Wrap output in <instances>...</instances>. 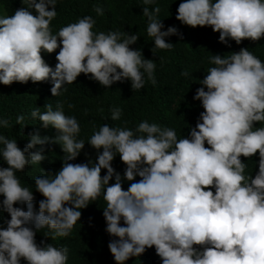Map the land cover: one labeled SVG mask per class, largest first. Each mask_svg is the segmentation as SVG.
I'll list each match as a JSON object with an SVG mask.
<instances>
[{
	"label": "clouds",
	"instance_id": "1",
	"mask_svg": "<svg viewBox=\"0 0 264 264\" xmlns=\"http://www.w3.org/2000/svg\"><path fill=\"white\" fill-rule=\"evenodd\" d=\"M26 2L27 7L0 17L3 85L51 79L50 91L56 97L80 74L105 88L129 80L133 91L141 90L145 74L156 85L154 61L130 48L138 35L95 33L96 22L90 15L52 34L57 0ZM143 3L147 34L154 38L151 51L171 50L174 45L165 37L176 35L182 40L183 34L175 26L162 31L164 25L157 19L160 8L150 10L147 5L154 0ZM94 11L103 15L102 8ZM175 18L191 28L211 27L219 33V42L229 47L230 40L239 45L264 37V0H183ZM57 49L53 69L41 51L51 54ZM210 62L216 66L200 80L202 86L193 97L204 111L188 137L178 139L174 129L146 120L134 131L103 124L88 142L97 150L94 163H70L85 147L83 140H77L80 125L75 116H66L59 102L55 111L48 103L43 113L34 109L33 118L59 132L51 142L59 143L65 153L55 174L35 178V190L44 197L38 211L33 191L21 186L17 172L40 164L44 148L29 150L50 139L38 132L30 134L21 149L15 139L0 135V157L8 165L0 167V212L10 215L6 227L0 226V264H21L22 259L27 264H67L68 249L43 241V246L38 245L36 232L48 228L46 237H68L81 219V209L95 201L102 189L105 231L114 237L108 248L116 264L153 247L162 264H264V126H254L264 124V61L241 48L228 56L213 54ZM111 111V120H119L122 110ZM24 120L18 116L17 124ZM8 124L0 120V125ZM257 153L258 172L245 177L241 157ZM117 155L126 165L123 175L112 167ZM102 169L107 170L103 176ZM113 177L115 182L110 184ZM124 181L130 182L127 190ZM18 203L27 210L14 207Z\"/></svg>",
	"mask_w": 264,
	"mask_h": 264
},
{
	"label": "trees",
	"instance_id": "2",
	"mask_svg": "<svg viewBox=\"0 0 264 264\" xmlns=\"http://www.w3.org/2000/svg\"><path fill=\"white\" fill-rule=\"evenodd\" d=\"M181 2L183 0H154L153 4L147 5L150 10L157 6L160 8L157 19L164 25L162 31L175 26L183 34L182 40L176 35L165 37L166 42L174 45L173 48L155 49L153 54L151 49L154 47V38L147 34L148 19L143 15V7L146 6L143 0H57V15L50 24L52 34L88 15L96 22L92 29L95 33L119 31L130 35L136 34L139 39L135 44L130 45V48L141 50L145 59L154 61L156 64L154 76L157 83L153 86L145 74V85L141 90L133 91L129 80L116 82L110 88H105L99 82L80 74L77 80L73 84L66 85L67 90H61V94L57 97L51 94V79L35 84L31 81L26 84L13 82L10 86L0 83V120L9 121L7 127L0 125V135L10 140L15 139L21 149L29 143L30 134L38 132L41 137L50 139L45 145H36L29 150L37 152L43 147L45 159L40 164L27 165L24 172H17L21 186L33 191L36 211L39 210V201L44 197L35 190V178L48 172L55 174L62 167L65 153L59 143L51 142L59 132L51 125L47 128L43 127L38 118H33L31 113L34 109L39 108L43 113L47 110L44 106L48 103L55 111L59 102L66 116H75L80 125L77 140H83L85 147L76 160L70 163L89 161L94 163L97 159V150L88 142L103 124L134 131L139 123L146 120L149 124L155 123L161 128L174 129L178 139L188 137L190 128L195 127L200 113L204 111L201 102L194 100L193 97L196 89L202 86L200 80L204 79L211 67L216 66L210 62L213 54L228 56L232 52H239L241 48H248L256 57L264 61V37L256 42L243 40L239 45L230 40L229 47L219 42V33L213 32L211 27L191 28L176 20L177 8ZM21 7H27L26 0H0V17L11 16ZM97 7L103 9V15H98L94 11ZM30 11L33 15L36 14L34 9ZM58 51L59 49L51 54L41 51L42 58L53 69L57 64L55 57ZM182 72H187L189 75L184 76ZM69 104L74 107L69 108ZM115 108H120L122 114L119 120L114 121L111 120V110ZM20 115L25 117L21 125L17 124V117ZM254 126L259 127L264 124L255 123ZM0 148H3V145H0ZM241 160L246 163L245 177L252 175L254 177L258 172L259 154L251 158L241 157ZM0 167H8L2 157H0ZM112 167L123 175L126 165L117 155L112 161ZM106 171L102 169L101 175H105ZM139 179L136 178L137 181ZM114 182L113 177L110 184ZM129 183L123 182L125 190ZM2 200L3 196L0 195V201ZM14 207L27 210L26 205L19 203ZM105 207L102 189V194L95 201L81 209V219L77 221L68 237L51 239L46 237L49 229L44 228L36 232V243L41 245L43 241L44 244L52 243L58 248L66 247L67 264H116L108 248V243L114 237L105 231L106 222L103 217ZM8 219H10L8 213L0 212V226L6 227L4 221ZM121 224L123 226V222ZM21 264L27 262L22 259ZM125 264H162V262L153 247L146 249L140 257H131Z\"/></svg>",
	"mask_w": 264,
	"mask_h": 264
}]
</instances>
